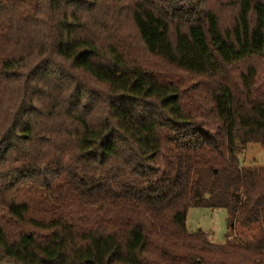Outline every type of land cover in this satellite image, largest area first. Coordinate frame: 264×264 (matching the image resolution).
I'll list each match as a JSON object with an SVG mask.
<instances>
[{"label": "trees", "instance_id": "16d2710c", "mask_svg": "<svg viewBox=\"0 0 264 264\" xmlns=\"http://www.w3.org/2000/svg\"><path fill=\"white\" fill-rule=\"evenodd\" d=\"M248 144L264 0H0V264H264Z\"/></svg>", "mask_w": 264, "mask_h": 264}, {"label": "rangeland", "instance_id": "374dc122", "mask_svg": "<svg viewBox=\"0 0 264 264\" xmlns=\"http://www.w3.org/2000/svg\"><path fill=\"white\" fill-rule=\"evenodd\" d=\"M238 157L244 168H264V145L248 144L239 152ZM3 212L0 208V215ZM186 229L189 233L202 231L214 244H223L231 235L243 243H248L257 236L256 229L240 230L237 225L232 231L227 225L225 210L191 208L186 217Z\"/></svg>", "mask_w": 264, "mask_h": 264}]
</instances>
